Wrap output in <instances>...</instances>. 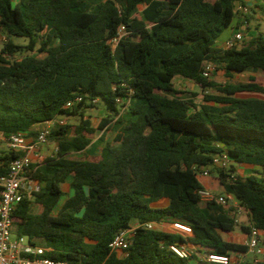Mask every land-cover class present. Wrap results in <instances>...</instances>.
I'll list each match as a JSON object with an SVG mask.
<instances>
[{"label":"trees","instance_id":"1","mask_svg":"<svg viewBox=\"0 0 264 264\" xmlns=\"http://www.w3.org/2000/svg\"><path fill=\"white\" fill-rule=\"evenodd\" d=\"M237 5L249 7L246 22L264 19V0H0V135L34 138L36 125L67 118L49 135L54 155L30 167L38 189L13 212L17 235L44 240L46 257L74 264H205L197 254L249 253L223 233L264 232V98L237 95L264 96V79L202 76L205 62L228 78L264 72V32L215 46ZM121 25L126 34L114 47ZM177 77L218 94L197 105L175 87ZM90 109L105 111L96 127ZM111 128L113 142L105 139ZM95 141L103 142L99 155L82 153ZM222 151L254 166L246 177L234 166L213 171L245 211V224L234 207L199 194L201 172ZM22 155L0 146V177ZM64 183L72 193L53 214ZM148 222L187 225L191 233L142 227ZM137 223L127 255L118 257L109 243ZM173 244L195 251L182 259ZM239 264H264V255Z\"/></svg>","mask_w":264,"mask_h":264},{"label":"built area","instance_id":"2","mask_svg":"<svg viewBox=\"0 0 264 264\" xmlns=\"http://www.w3.org/2000/svg\"><path fill=\"white\" fill-rule=\"evenodd\" d=\"M236 12L246 15L249 12L248 6H239ZM126 34V27L121 25L117 35L110 40L115 47L120 38ZM243 38L241 31L236 32L232 41L227 43V47H231L235 41ZM217 67L210 62H205L202 70V76L210 79ZM77 98L75 101H80ZM73 102H68L66 108L70 107ZM64 120H52L44 123L41 130L38 131L33 142L28 143L26 138L21 134H12L5 138L0 135V140L13 151H22L23 155L12 160L7 175L0 177V264H74L63 260H54L46 257L48 249L31 243L27 236L17 235L12 238V227L15 223L13 212L16 206L22 201L25 195L32 193L38 189L37 182L29 175V170L33 164V159L37 162L43 160L41 148L48 143L49 135L52 128L57 124H64ZM57 148L54 149V153ZM233 166V161L227 151H222L213 157L210 167L204 168L201 175L204 177H212L220 169H228ZM203 201H214L226 208L234 207L237 214H241L243 210L233 194L222 193L216 194L208 188L203 187L199 191ZM162 225H158L162 227ZM183 227L191 233V229L181 224H173ZM140 224H134L130 228L121 230L115 235L109 243L110 251L118 257H125L127 249L130 245V239ZM157 224L148 222L142 227L154 229ZM185 233V232H182ZM262 231L251 226L247 239L244 244L247 246L249 253L255 256L264 255V241L261 236ZM171 250L182 259L192 257L195 247L173 244ZM201 259L205 264H232V258L225 254L204 253Z\"/></svg>","mask_w":264,"mask_h":264},{"label":"rangeland","instance_id":"3","mask_svg":"<svg viewBox=\"0 0 264 264\" xmlns=\"http://www.w3.org/2000/svg\"><path fill=\"white\" fill-rule=\"evenodd\" d=\"M255 18L256 19H252L249 22H246L244 17H240L239 27H241L243 25L245 26V28L242 29V34H243L244 38H249V37H251V35L253 33H257L258 31L264 32V19L258 17L257 15L255 16ZM257 28H259V30ZM230 30L226 31L225 34H229L231 32ZM5 41H6L5 36L0 32V46ZM13 41L16 44H26L27 43V39H25L23 37H13ZM250 76H255L258 80H263L264 79V72L261 71V70H256V71L249 70V71H245V72H242V73H236V74L233 75L232 78L229 79V78H227L226 76L223 75L222 71L217 69L213 73V75L211 76L210 79L216 81L217 83H224L227 80L228 81L232 80V81H235V82H243V81H247ZM176 86L178 88H181V90L183 91L182 95L184 97H186L188 99H191L197 105H200V104L204 103L205 95H217L218 94V92H216L212 88L204 90L199 85L194 87V89H191V82L184 81V79L182 80V78H177ZM237 95L240 96V97L264 98L263 95L257 94V93H239ZM88 114L91 116V119L93 121L92 124L94 126H97L99 124L100 120H101V117H102V112L100 111V109H90V110H88ZM105 135H106V137L108 138L109 141L113 142L114 137H115V132L114 131H112L110 129L106 130L105 131ZM2 144L3 143H0V146ZM98 144H99V146L102 147L103 142L99 141ZM250 169H252V167L249 168V170H247L246 174L250 173L249 172ZM211 190L215 191L214 193L218 194L216 189H211ZM65 196L66 195H63L60 198V201L65 199ZM36 209H37L36 207H33L34 211H36ZM238 216L240 217L241 214H238ZM241 219H243L245 221L244 217H242ZM154 228H160V229H165V230H170V231L171 230L172 231H181V232H183V230H185L183 227L176 226V225H170V224L166 225L165 228H162V227H160L158 225L155 226ZM16 236H17V226L14 223V225L12 227V238H15ZM225 237H227V238L229 237V238H231V241H234V242H237V243H244V237H243L242 231H240L239 228H237L236 232H233V233H230V234H225ZM43 243L46 245L45 241ZM242 255L243 254H237L236 256L233 255L232 256L233 257V263L232 264H239V262H240L239 257H241ZM247 256H248V258H251L253 256V254L248 253ZM258 257L261 259L262 255H258Z\"/></svg>","mask_w":264,"mask_h":264},{"label":"crops","instance_id":"4","mask_svg":"<svg viewBox=\"0 0 264 264\" xmlns=\"http://www.w3.org/2000/svg\"><path fill=\"white\" fill-rule=\"evenodd\" d=\"M15 1H18V0H15ZM251 4L249 3L248 4V6H250ZM240 5H237V7H239ZM236 7V8H237ZM236 15H237V18H236V20H235V22L233 23V26L230 28V29H228V30H226V31H231L229 34H225V33H223V35L216 41V44H215V46L216 47H218V48H223V49H225V48H228L227 47V43L229 42V41H232L233 40V38H234V36H235V34H236V32H238V31H241L242 32V29H244L245 28V26L243 25V26H241V27H239V22H240V17H244V15H242L240 12H236ZM225 31V32H226ZM225 34V35H224ZM255 33H253L252 35H254ZM251 35V36H252ZM222 73H223V75L224 76H226L225 75V73H224V71H222ZM234 74H236V73H234ZM233 74V75H234ZM227 77V76H226ZM177 78H180V77H177ZM177 78H175L174 79V83H175V87L179 90V91H181V92H183L182 90H181V88H178L177 86H176V80H177ZM228 78V77H227ZM230 79V78H229ZM181 80V79H180ZM183 80V79H182ZM184 81H187V82H191V89H194V87H196V86H198L197 84H195V83H193L192 81H189V80H186V79H184ZM228 81V80H227ZM224 82V81H223ZM226 82V81H225ZM224 82V83H225ZM101 112H102V117H104L105 116V111L104 110H100ZM101 117V118H102ZM66 119L67 118H65V117H59L57 120H64V121H66ZM90 119H91V117H90ZM91 121H92V119H91ZM93 122V121H92ZM43 125L44 124H38V125H36L35 126V130L37 131V133H38V131L39 130H41V128L43 127ZM96 127V126H95ZM112 127H113V125H112ZM110 130H112V128L110 129ZM113 131V130H112ZM25 138H26V141L28 142V143H31V142H33L34 141V139H35V137L34 138H32V137H29V135L27 136V135H25L24 136ZM105 139L106 140H108V138L106 137V135H105ZM109 141V140H108ZM98 142L99 141H95L94 143H93V145H91V146H89L84 152H82V153H86V154H88V155H99L100 153H101V150H102V147L101 146H99V144H98ZM3 146H5V147H7V145L5 144V143H3L2 145H1V147H3ZM7 148H9V147H7ZM56 148V145H55V143L54 142H51V141H49L46 145H44L42 148H41V153H42V155H43V159L44 158H47V157H50V156H53L54 155V149ZM10 149V148H9ZM36 163H38L36 160H34L33 159V164H36ZM233 166L236 168V173L237 174H239L240 176H242V177H246V176H248L249 174H251V171L254 169V166H252V165H247V164H239V163H235V162H233ZM252 167V169H250V173L249 174H246L247 173V170H249V168H251ZM202 185H203V187H205V188H208V189H216L217 190V193L218 194H222V193H226L225 192V189H224V187H223V185L220 183V180L217 178V176L216 175H214L212 178L211 177H206V178H204V179H202ZM62 188H63V191L66 193L65 195V199H63L62 201H59V203L57 204V206H56V208H55V210H54V212H53V214H57V212L59 211V209H60V207H61V205L64 203V201L66 200V198H67V196L68 195H71V193H72V191H71V189H70V187H69V184L68 183H64V184H62ZM211 191H213V190H211ZM213 192H215V191H213ZM166 202H163L162 204H165ZM242 217H244V219H245V221L243 220V219H241ZM238 220H239V222L241 223V224H245V223H247V216H246V214H245V211H242V213H241V216L239 217L238 216ZM15 224H16V220H15ZM166 225H168V224H164V225H162V228H165L166 227ZM170 225H173V224H170ZM184 226H186L187 228H190L189 226H187V225H184ZM237 228H239L240 229V231H242V234H243V237H244V242L246 241V239H247V234L245 233V232H243V230L241 229V227H237ZM237 228L235 229V231H233V232H236L237 231ZM170 231V230H169ZM172 231V230H171ZM173 232H177V233H182L181 231H173ZM183 232H185V233H188V234H190V232L188 231V230H183ZM233 232H230V233H233ZM230 233H223V237H224V239L225 240H227V241H231V238H227V237H225V234H230ZM261 236H262V239H263V241H264V232L262 231V233H261ZM44 240H38V246H42V247H44V248H46V249H50L49 247H47V245H45L44 243ZM240 254V253H239ZM251 254H253V253H251ZM235 256L237 255V254H234ZM248 254H243L241 257H239V260L241 261L242 259H246L248 256H247ZM239 256V255H238ZM197 257L198 258H201L200 257V255L199 254H197ZM252 257H255V255L253 254V256ZM196 262L195 261H193L192 262V264H195ZM232 263H233V257H232Z\"/></svg>","mask_w":264,"mask_h":264}]
</instances>
